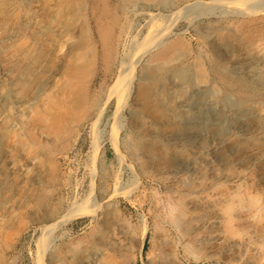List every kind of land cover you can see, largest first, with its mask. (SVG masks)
Returning <instances> with one entry per match:
<instances>
[{"label": "rangeland", "instance_id": "obj_1", "mask_svg": "<svg viewBox=\"0 0 264 264\" xmlns=\"http://www.w3.org/2000/svg\"><path fill=\"white\" fill-rule=\"evenodd\" d=\"M4 1L8 2L7 5L12 1L20 4L18 5L19 13L21 12L19 14L21 24H16L15 27L11 24H4L0 30V35L2 34L0 37H10L6 41L0 42V54H2L0 57L3 56V60L0 58V76L1 69L5 67V64H7L6 69H8V73L3 74L4 77H0V85L3 82L5 85L9 84L7 86L9 88H12V85L18 87L19 84L15 83L16 79L23 73L32 71V68H36V65L39 69L38 72H35L37 83L42 77L44 79L46 73L51 72L56 64V56L52 52V55H49L43 41L39 40L40 33L39 35L36 33L39 26L32 22L34 18L46 17L47 10L44 9V11L43 8H40L45 0H40L41 2L38 0L39 8L35 6L37 0H0L1 6H5ZM70 1L78 3V0ZM225 1L233 2L235 0ZM221 9L222 6L217 7L213 10L214 13H200L201 16H199L198 11H195L196 14H193L195 17L192 21L187 22L181 19L175 24L174 32L184 30L180 34L185 45L183 46L184 49L182 48V53L187 55L188 58L197 53L205 57L204 61L209 79L219 87V91L214 93L213 96L221 93L217 98L214 97L215 100L228 92L233 100L236 99L242 103L240 105L242 108H248L252 103L256 104L255 107H259L260 102L246 97L238 89L239 86L235 80L225 81V75L216 66L221 63L220 60L208 53V42L212 34L225 35L224 37L229 39V46L237 49L236 56L240 64L246 66L249 62L245 59V53L252 46L250 44L253 43L257 47L261 46L260 49L262 48L264 52V20L257 19L254 23L249 20L250 18L264 17V12L243 18L239 15L224 13V9ZM240 19L244 20V23H240ZM23 24L25 28H20L24 27ZM70 24L73 26L76 23L69 22V26ZM251 40L255 42H250ZM238 50H242V52ZM19 51L22 52L19 53ZM17 69L22 71L19 70V72ZM260 70L264 71V64L259 66L258 73L260 74L257 76L264 91V73ZM82 71V81L85 82H81V85L77 86V89H81L76 90L79 91V93L77 92L78 95L83 96L84 94L87 97L93 93V87L95 86L93 83L91 86L88 84L87 78L83 74L85 71ZM61 83L62 78L59 74L47 87L43 100L39 98L38 103L36 102L33 112L26 116L23 114L17 116L19 119L25 118L28 125L37 129L38 140L42 141V139L50 138L47 146L51 144L53 146L51 145L49 148L44 144L21 146L24 136L19 133L17 125L8 127L4 134L1 147L5 150L4 165L6 171L4 172V182H0V185L2 184L0 188V264H40L38 263V243L44 231L43 227L49 224L47 220L49 217L48 212L54 213L51 217L56 216V222L59 221L51 232L50 244L41 256L42 264H153L162 249L163 251L169 250L177 264H241L243 262V256L237 247H226V240L218 229L220 219L215 212L218 211L220 201L228 198L236 190L257 195L259 198L258 208L264 212V164L255 163L252 160L251 153H249V146H251L249 141H247L246 147L230 152L229 159L239 158L237 162L233 163L230 171H224V164L214 158H210L209 162L202 163L199 168L187 173H169L155 169L150 166L140 150H135V142H137V134L140 130L133 129L131 125L133 120H142L141 116H136L137 113L132 112L133 107L130 105L125 107L120 115L115 116L113 114L115 109L114 99L106 104V108L101 115L102 118L100 117L97 122L96 127H98V133L100 132L97 138L93 137L94 135L89 127L84 130L77 129V132L75 125H72V130L70 128L71 131L64 138L56 141V139H52L49 131L52 123L56 120L52 117L57 113L60 117L62 116V112L60 114V111H63L61 106L67 98L66 93L58 89ZM27 88L29 86L25 87V89ZM163 93L165 94L162 97L165 96V98L172 94L166 91ZM105 95L106 93L102 94L101 97L104 98ZM196 97L202 99L200 95H196ZM167 106V115L172 116L173 113L177 114L179 112L176 108H173L174 102L168 103ZM58 109L59 112H56ZM17 117L16 119H18ZM12 118L11 116L9 119ZM114 126L116 128H112ZM223 128L226 127L223 126ZM113 130L118 132L115 134ZM113 133L115 135H112ZM206 139L202 133H198L195 139L198 143L185 149L197 154L201 150L199 144L205 142ZM63 140L66 143L70 142L64 150H62L65 143ZM252 149L257 153L264 152V140L257 141L253 144ZM191 153L190 155H192ZM37 169L40 170L39 181L35 182L33 177ZM34 190H36V193H42V196L45 195L44 204L39 202L40 197L34 195ZM34 196H36V200L32 199V197L35 198ZM85 196H89L93 200L95 198L97 206L95 214L90 213L83 206H72L71 203L74 200L77 201L76 204L78 205L81 203L78 201H82L81 199ZM42 206L44 208L47 206V208L44 209ZM41 209L46 211L44 212ZM70 209L73 211H70ZM74 209L79 213H76L77 211H74ZM40 214L42 215L41 218H39ZM177 216L180 217L179 222L175 220ZM254 218L257 217H252V219ZM256 220L264 222V218H257ZM181 221H185L184 224ZM118 223L119 226H116ZM186 225L189 228L186 229ZM143 227L145 228L143 229ZM120 228L122 232L125 229L128 231L125 234L126 241L123 240ZM144 230L145 235L143 234ZM142 235H144V238ZM142 238L143 246L140 250L138 242ZM101 240L105 241L102 242ZM116 243L121 246H116ZM88 245L89 247H87ZM111 246L112 249H110ZM251 248H257V246L252 244ZM81 253L85 254L82 256ZM94 253H96L95 259L92 261L91 257ZM262 264H264V260Z\"/></svg>", "mask_w": 264, "mask_h": 264}, {"label": "bare ground", "instance_id": "obj_2", "mask_svg": "<svg viewBox=\"0 0 264 264\" xmlns=\"http://www.w3.org/2000/svg\"><path fill=\"white\" fill-rule=\"evenodd\" d=\"M39 1L37 0L35 3V6H38V8ZM7 3L5 2V6H1L0 4V30L4 24H11V26L18 25L19 23L21 24L19 19V14L21 13H19L20 4L14 3V1L10 2L8 5ZM221 6L225 11L224 13H231L236 16L239 15L243 18L264 12V0H235L233 2L225 0H78L77 4L72 3L70 0H45L40 8L47 10L46 17L34 18L32 22L39 26L36 31L38 35L40 33L39 40L41 39L40 41H43L49 55H52V52L56 56V64H53L54 67L51 72H47L48 74L46 73L44 79L42 77L43 80L39 79L37 83V79L35 80V72H38L39 69L36 65V68H32V71L25 73L26 76H24L25 74L23 73L16 79L15 83L19 84L18 87H13L12 85V88H9L7 87L9 84L5 85L3 82V86H1L2 84L0 85V182H4V172L6 171L4 165L5 150L2 149L1 143L8 127H13L14 125L18 126L19 133L24 136L21 146L28 147L37 144H44L47 146L48 142H50V138L42 139V141L38 140L37 129L28 125L25 118L19 119L17 116L31 114L35 108L36 102L39 98L43 100L47 87L50 86L52 81L58 77L59 74L62 78V83L58 89L61 92H65L67 98L64 103L62 102L63 104L61 107L63 111H60V114L62 112V116L60 117L58 113L56 114V112H59V109L56 110V112L54 111L56 115L52 118L56 120L52 123L49 131L53 140L56 139V141H58V139L64 138V136L72 130V125H75L76 130H84L89 127L91 133L94 135L93 137L97 138L98 135H100V132L98 133V127H96L97 122L103 114L106 104L114 99L115 109L113 110V114L115 116L120 115V113H122L121 111L129 105L133 107L132 112L137 113L136 116H141L142 120H138L139 122L133 120V124L131 125L133 129L140 130L137 134L135 150H140L143 153L152 168L164 170L169 173H187L195 168H199L202 163L205 164L209 162L210 158H214L216 161L224 164V171H230L233 163L237 162L239 159H229L230 152L246 147L247 141H249L251 145L249 146V153H251L250 156L252 160H254L255 163L259 162L264 164V152L257 153L252 149L253 144L257 141L264 140V91L257 78L260 74L258 73L259 66L264 64V52L262 48L260 49L261 46H254L253 43L250 44L252 46H250L249 49L242 46L244 49H247L246 53H243H245V59L249 62V64L244 66V64H240L236 56L238 53L237 49L229 46V39L224 37L225 35L212 34L210 40L208 39V53L220 60L221 63L216 66L221 73L225 75V81L235 80L239 86L238 89L246 97H250L261 103H259V107H255L256 104L254 105L252 103L250 107L242 108L240 107L242 103L236 99L233 100L228 92L224 93L218 100H215L214 97L217 98L221 93L213 96L214 93L219 91V87L209 79L204 61L205 57L197 53L193 56L190 55L191 57L188 58L187 55L182 53V48L185 45L183 37L180 36V34L183 33L184 30L174 32L173 29L175 24L181 19L187 22L192 21L195 17L193 16L195 11H198L199 16H201L200 13H214L215 11L213 12V10ZM257 19L264 20V17H255L249 20L254 23ZM69 22L76 24L73 26L70 24L69 26ZM239 22L244 23V20L240 19ZM20 28H25V25ZM7 38L10 37H0V42L6 41ZM250 42L255 41L251 40ZM241 44H243V42H241ZM238 51L242 52V50ZM20 52L22 51H19V53ZM2 58L1 60H3ZM250 63L253 64V66H251ZM6 65L7 64L1 69L2 77H4L3 74L8 73ZM16 65L18 64L16 63ZM17 70L19 71L20 69ZM82 70L85 71L83 74L85 78H87L86 81L88 84L91 86L93 83L95 86L93 87L94 91L91 93L92 95H89L90 97H86L83 94V98V96L78 95L79 91L77 90L81 88L79 87L80 89H77V86L81 85V82L84 81H82ZM247 71L249 72L247 73ZM261 71L264 73L263 70H260V72ZM27 86H29V88L25 89ZM165 91L167 93H172L169 96L170 101L169 97H162ZM105 93V97L102 98V94ZM196 95L202 96V99L200 97V99H198ZM170 102H174L173 108L179 111L177 114L173 113L175 115L172 114V116L167 115V104ZM84 107L85 109L87 108V112ZM85 112L86 115L84 114ZM11 116L13 118L9 119ZM16 117L18 119H16ZM76 117L79 118L77 119ZM223 126L226 128L222 129ZM112 128L116 127L114 126ZM116 130H113L115 134L118 132H116ZM198 133H202L207 139L205 142L199 144L201 147L200 152L193 154L185 148L192 147L194 144L198 143L195 141ZM115 134L113 133L112 135ZM96 143L98 142L96 141ZM69 144V141L67 143L65 142L62 150ZM49 146L47 147L49 148ZM190 153L192 155H190ZM240 155L239 157H241ZM39 171L40 170L37 169L34 174L33 179L35 182L38 180ZM118 183L116 184L118 185ZM42 184L44 183L42 182ZM1 186L2 184L0 188ZM34 195H38V198L40 197V201L39 199L38 201L41 204L46 198L45 195L42 196V193H36V190H34ZM34 197L35 198L32 197V199L36 200V196ZM81 200L82 201H78L81 202L78 205L76 204L77 201L74 200V202L71 203L72 206H83L87 211L95 214L97 211L95 198L93 200L91 197L85 196ZM258 201L259 198L257 195L236 190L233 194L229 195L228 198L220 201L218 211L215 212L220 219L218 229L222 233V237L226 240V247H237L240 250L243 256V260L241 259L243 262H241V264H262L264 260V222L256 220L257 218H264V212L258 208ZM42 207L44 208V206ZM41 210L44 211L43 209ZM70 211L73 210L70 209ZM74 211L77 210L74 209ZM76 213H79V211ZM52 214L54 213H47L49 217L46 216L48 217L47 220L49 224L43 225L44 227L42 226L44 231L38 243L39 260L37 259L40 264H42L41 256L50 244L52 237L51 232L59 221L56 222V216L51 217ZM42 215L45 216L43 213ZM42 215L39 218H41ZM254 216L257 217L256 219L254 218L255 220L252 219ZM179 219L180 217L178 216L175 218L177 222H179ZM184 222L182 223L184 224ZM116 226H119V223L116 224ZM144 228L145 227H143V229ZM187 228L189 227L187 226L186 229ZM121 230L120 228V231ZM184 231L187 232L186 230ZM127 233L128 231L126 229L123 230V240H125V234ZM145 233L144 230L143 234L145 235ZM144 235H142L143 238ZM246 235L247 237H245ZM143 238L138 242L140 250L143 246ZM161 239L163 240V237ZM111 240L113 241V239ZM252 244H255L257 248H251ZM118 245L119 244L116 246ZM87 247H89V245ZM110 249H112V246ZM74 251L76 252V250ZM81 254L83 256L85 253ZM95 254L96 253L91 257L92 261L95 259ZM153 264L177 263L169 250L163 251L162 249V251L159 252L157 260L154 261Z\"/></svg>", "mask_w": 264, "mask_h": 264}]
</instances>
